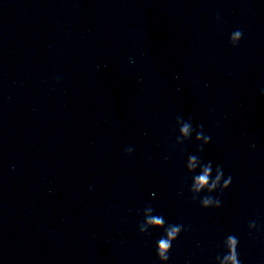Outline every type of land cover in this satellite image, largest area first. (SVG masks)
Returning a JSON list of instances; mask_svg holds the SVG:
<instances>
[{"label":"water","instance_id":"obj_1","mask_svg":"<svg viewBox=\"0 0 264 264\" xmlns=\"http://www.w3.org/2000/svg\"><path fill=\"white\" fill-rule=\"evenodd\" d=\"M262 92L264 0H0V264H264Z\"/></svg>","mask_w":264,"mask_h":264},{"label":"clouds","instance_id":"obj_2","mask_svg":"<svg viewBox=\"0 0 264 264\" xmlns=\"http://www.w3.org/2000/svg\"><path fill=\"white\" fill-rule=\"evenodd\" d=\"M242 39V32L237 30L235 31L231 37H230V44L233 47H236L239 42ZM262 95H264V92H262ZM180 120V119H178ZM189 127L190 124L188 123H184L183 127L181 128V133L184 135H187L189 132ZM201 131L197 133V139H200L201 136H204L202 128H200ZM205 138V143H209L210 142V137H206ZM128 154H131V149H127L126 150ZM218 175H217V182L220 180L221 176L223 175V171L222 169L218 166ZM210 171V164L208 167H206L205 169V173L204 175H201L197 178V184L200 187L205 186L208 183V172ZM231 183V177H229L227 180H225L224 182V187L228 188L229 184ZM213 187H215V184H213ZM199 190V188L197 189ZM208 204V200L205 199V205ZM150 224H153L157 227L161 226L163 224V219L160 216H156V217H151L149 218L148 221ZM180 232V227H174L171 228L170 230L167 231V238H161L158 241V247H159V255L161 259H168V257L165 255V251L168 250L171 247V242L172 240L176 239L178 233ZM238 243L237 238L235 237H229V247H230V255L227 257V260L231 261V264H240V261L237 259V255H236V244Z\"/></svg>","mask_w":264,"mask_h":264}]
</instances>
